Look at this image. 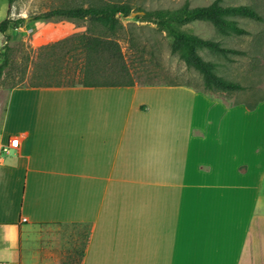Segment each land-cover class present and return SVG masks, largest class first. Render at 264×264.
Listing matches in <instances>:
<instances>
[{"label":"crops","instance_id":"1","mask_svg":"<svg viewBox=\"0 0 264 264\" xmlns=\"http://www.w3.org/2000/svg\"><path fill=\"white\" fill-rule=\"evenodd\" d=\"M13 137L0 264L22 259L38 224L88 228L80 264H264V98L251 110L183 85L13 87L0 148Z\"/></svg>","mask_w":264,"mask_h":264},{"label":"rangeland","instance_id":"2","mask_svg":"<svg viewBox=\"0 0 264 264\" xmlns=\"http://www.w3.org/2000/svg\"><path fill=\"white\" fill-rule=\"evenodd\" d=\"M212 1L135 0L133 7H142L153 12L177 11L185 3L189 7H196L208 5ZM63 3L69 6L71 0H13L8 12L9 0H0V21L6 17L12 20L20 17L27 19L18 28L0 32V65L4 59L8 60V65L0 76V121L10 86L27 84L35 65L42 63L37 58V49L73 34L86 32L88 29L91 34L110 36L118 41L123 61L135 85L174 84L202 89V75L171 52L172 38L167 30L156 23L135 17L142 13L130 14L127 17L118 15L122 26L116 28L113 35L107 26L100 23L91 24L87 18L28 20L31 15L53 9ZM221 4L247 5L254 8L262 19L256 21L247 17L231 16L238 26L246 30L243 35L222 33L209 21L174 25L182 31L218 41L221 46L230 49L226 54L199 50L205 60L213 63L217 74L245 86L243 91L214 94L213 98L221 97L227 103L254 104L258 99L264 98V0H222ZM55 52L44 60L53 65L59 50ZM21 76H24V79L19 83ZM54 78L53 76L50 80ZM22 234L20 245L23 255L17 264H80L88 228L75 224H38L28 227ZM1 240L3 239L0 234Z\"/></svg>","mask_w":264,"mask_h":264},{"label":"trees","instance_id":"3","mask_svg":"<svg viewBox=\"0 0 264 264\" xmlns=\"http://www.w3.org/2000/svg\"><path fill=\"white\" fill-rule=\"evenodd\" d=\"M13 0H9L8 12ZM222 0H213L205 6L189 7L185 3L179 10H159L156 12L144 10L135 6V0H71L66 6L64 3L53 9L34 14L28 17L29 21L51 18L89 19L91 24L100 23L107 26L111 34L121 27L118 15L127 17L134 11L143 12L135 17L156 23L167 30L172 38L171 52L176 54L188 67L202 75V89H195L213 97L214 94L233 93L245 90V86L238 81L226 79L217 74L213 63L205 60L199 50L226 54L229 48L223 47L218 41L205 39L193 33L178 29L174 24H186L193 21H209L222 33L243 35L246 30L237 25L231 16L247 17L261 21V15L247 5H223ZM71 4V5H70ZM26 18L12 20L8 17L0 21V32L22 26ZM91 28V26H90ZM59 50L56 60L52 63L44 59ZM37 58L42 63H35V67L27 84L11 85L10 88L28 87H108L133 86L135 81L125 65L120 45L115 38L102 37L86 32L73 34L52 44L37 49ZM40 64V65H39ZM8 60L4 59L0 65V76ZM39 66V67H37ZM55 77L54 80L52 77ZM24 76L19 78L21 83ZM174 85V84H168ZM222 99L221 97H214ZM245 103L248 109H254L256 104ZM241 103V102H239ZM244 103V102H243ZM238 104V102L236 103Z\"/></svg>","mask_w":264,"mask_h":264},{"label":"built area","instance_id":"4","mask_svg":"<svg viewBox=\"0 0 264 264\" xmlns=\"http://www.w3.org/2000/svg\"><path fill=\"white\" fill-rule=\"evenodd\" d=\"M19 144V138L18 137H13L10 139L9 143L6 145V146H3L0 148V155L3 153V152H8L9 151V148H15L17 147Z\"/></svg>","mask_w":264,"mask_h":264},{"label":"bare ground","instance_id":"5","mask_svg":"<svg viewBox=\"0 0 264 264\" xmlns=\"http://www.w3.org/2000/svg\"><path fill=\"white\" fill-rule=\"evenodd\" d=\"M183 100V99H182ZM192 101V100H191ZM187 105V104H186ZM188 115V114H187ZM217 115V114H216ZM230 115V114H229ZM202 116V115H201ZM220 119V118H219ZM224 122H225V120H224ZM245 122H246V120H245ZM208 123V122H207ZM221 125V124H220ZM246 125V124H245ZM255 126V125H254ZM213 127V126H212ZM245 127V126H244ZM210 128V127H209ZM215 128V127H214ZM257 129V128H256ZM254 130V129H253ZM210 131V130H209ZM251 131V130H250ZM174 132V131H173ZM212 132V131H211ZM256 132H257V130H256ZM177 133V132H176ZM251 135H252V137H253V135H254V132H253V134H252V132L250 133ZM243 135V134H242ZM256 135H257V133H256ZM255 135V136H256ZM255 136H254V140H255ZM215 138V137H214ZM250 138V137H249ZM176 140V139H175ZM206 143V142H205ZM204 147V146H203ZM215 147V146H214ZM209 148V147H208ZM219 149V148H218ZM193 150H194V148H193ZM198 150V149H197ZM201 152H202V150H201ZM215 153H217V150H216V152ZM194 154V153H193ZM206 154V153H205ZM218 154V153H217ZM182 156V155H181ZM215 156V155H214ZM208 157H209V155H208ZM226 159H227V157H226ZM209 160V159H208Z\"/></svg>","mask_w":264,"mask_h":264},{"label":"water","instance_id":"6","mask_svg":"<svg viewBox=\"0 0 264 264\" xmlns=\"http://www.w3.org/2000/svg\"><path fill=\"white\" fill-rule=\"evenodd\" d=\"M134 13H143V12H133L132 14H134Z\"/></svg>","mask_w":264,"mask_h":264}]
</instances>
